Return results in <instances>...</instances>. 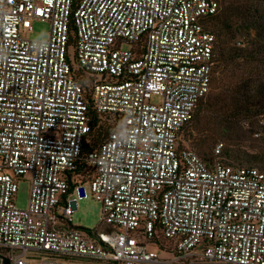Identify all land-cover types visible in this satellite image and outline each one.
<instances>
[{
	"label": "built area",
	"instance_id": "1",
	"mask_svg": "<svg viewBox=\"0 0 264 264\" xmlns=\"http://www.w3.org/2000/svg\"><path fill=\"white\" fill-rule=\"evenodd\" d=\"M219 4L0 0L10 264H264V171L220 158L222 142L208 163L183 139L211 87L205 18ZM34 19L49 22L47 39L23 34ZM84 198L100 203L103 230L72 224Z\"/></svg>",
	"mask_w": 264,
	"mask_h": 264
},
{
	"label": "rangeland",
	"instance_id": "2",
	"mask_svg": "<svg viewBox=\"0 0 264 264\" xmlns=\"http://www.w3.org/2000/svg\"><path fill=\"white\" fill-rule=\"evenodd\" d=\"M260 9H264V0H256ZM221 6L225 7L224 0H221ZM210 29L214 31L216 35V46L219 42L215 27L209 25ZM50 30V24L48 21L34 19L31 22V29L24 35L28 34L30 38L45 40L48 38ZM255 28L251 27L250 35L254 36ZM236 44L243 47L245 45V37L240 36L236 38ZM215 46V48H216ZM129 43L123 42L122 48H128ZM70 55L72 53V47L69 48ZM73 61V57L71 56ZM74 62V61H73ZM219 72L214 74V83L211 90L215 92L217 90L216 77L222 81H227L228 78H247L249 83L257 85V87L264 88V46H258L253 52L251 59L246 61L239 60L234 67L227 69L226 67H220ZM264 117V112L256 114L250 113L248 115L235 114L237 123L234 127V131H227L226 122L222 121V128L220 127V121L217 118L213 119L206 113L205 105L203 110L197 115L194 121L188 124L183 132L184 141L188 142L192 148H194L201 156L203 154H211V159H215L213 149L216 143H223L224 149H232L239 155L240 161L225 156L223 153L220 158L226 157L230 161L239 164L256 165L262 168V165L255 160H251L248 154H254L258 158L264 159V124L260 123L261 118ZM225 125V126H224ZM209 151L210 153H207ZM264 170V169H263ZM29 187L26 181L19 183L18 190L15 194V203L18 207H26L28 204ZM72 224L75 226L96 229L101 231L105 225L102 222L101 206L100 203L92 198H84L78 201L77 208L72 214ZM1 254L6 256L5 251H1Z\"/></svg>",
	"mask_w": 264,
	"mask_h": 264
},
{
	"label": "trees",
	"instance_id": "3",
	"mask_svg": "<svg viewBox=\"0 0 264 264\" xmlns=\"http://www.w3.org/2000/svg\"><path fill=\"white\" fill-rule=\"evenodd\" d=\"M224 2L225 7L219 4L218 10L205 18L208 29H210L209 25L213 28L215 27L219 42H217V46V40L214 43V63L210 90L199 101L192 121L195 120L205 105L206 113L213 119L217 118L218 122L220 121L221 128L222 120L226 122V126H224L227 127V131H234L237 123L235 119L236 113L248 115L250 113L259 114L264 112V88L249 83L250 81L245 77L228 78L225 82L219 79L217 75L215 78L217 90L214 92L211 90L214 83V74L215 72L218 73V69L222 66L229 69L234 67L239 60L246 61L251 59L255 49L258 46H264V9H260L256 0H224ZM251 27L255 28L254 36L250 35ZM210 31L212 30L210 29ZM212 32L214 33V31ZM240 36L245 37V45L243 47L236 44V38ZM96 137H94L93 141L98 140ZM84 148L87 150L89 145H84ZM207 153L210 152L207 151ZM222 153L227 157L240 161L239 155L232 152V149H222ZM248 156L251 160L258 161L262 165V168L258 166L261 170L264 169V159L258 158L254 154H248ZM202 158L208 163L212 161L211 154H203ZM222 159L236 163L223 157V155Z\"/></svg>",
	"mask_w": 264,
	"mask_h": 264
},
{
	"label": "water",
	"instance_id": "4",
	"mask_svg": "<svg viewBox=\"0 0 264 264\" xmlns=\"http://www.w3.org/2000/svg\"><path fill=\"white\" fill-rule=\"evenodd\" d=\"M0 264H10L9 258L1 253H0Z\"/></svg>",
	"mask_w": 264,
	"mask_h": 264
}]
</instances>
